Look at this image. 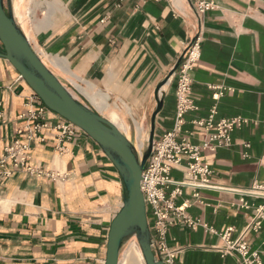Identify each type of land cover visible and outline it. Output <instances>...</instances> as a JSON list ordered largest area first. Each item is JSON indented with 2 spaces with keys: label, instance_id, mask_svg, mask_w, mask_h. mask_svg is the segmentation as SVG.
Segmentation results:
<instances>
[{
  "label": "crops",
  "instance_id": "1",
  "mask_svg": "<svg viewBox=\"0 0 264 264\" xmlns=\"http://www.w3.org/2000/svg\"><path fill=\"white\" fill-rule=\"evenodd\" d=\"M208 1L215 8L202 16L191 0L12 5L32 48L75 98L121 131L134 126L141 139L147 130L146 141L159 103L155 138L172 129L173 71L200 36L201 59L191 74L195 109L186 114L179 141L199 147L208 142L215 130L197 122L209 119L212 110L215 124L231 118L243 124L232 133L231 146L202 148L210 186L181 187L173 202L183 211L171 213L166 239L171 249L181 250L178 264H242L238 252H225L222 235L231 228V240L247 242L264 264V220L254 228L264 207V0ZM34 93L0 57V156L28 124L21 116L36 108ZM47 117L44 141L31 142L30 166L37 171L15 172L0 183V264H105L108 234L125 199L123 180L84 132L60 152L54 127L62 120L51 112ZM187 166L184 159L171 171L175 182L184 180ZM149 224L156 235L150 216Z\"/></svg>",
  "mask_w": 264,
  "mask_h": 264
},
{
  "label": "built area",
  "instance_id": "2",
  "mask_svg": "<svg viewBox=\"0 0 264 264\" xmlns=\"http://www.w3.org/2000/svg\"><path fill=\"white\" fill-rule=\"evenodd\" d=\"M191 3L198 16H202L215 8V5L208 0H191ZM200 59L201 38L197 35L189 42L176 70V111L173 127L162 136L155 138L151 155L142 175L141 187L145 197L148 222L150 216L154 220L156 228V235H152L153 250L157 260L163 261L164 264H178L177 256L181 252V250L171 249L166 239L171 213L183 211V207L175 208L173 202L175 196L180 194L183 186H210L207 178L211 174V170L201 160L202 148L214 151L222 146H231L232 133L243 124L241 118L223 119L215 124L213 122L215 110H212L209 119L197 122L207 131L215 130L208 142L199 147L185 140L179 141V136L185 125V116L195 109L191 99L193 85L191 74L195 64ZM220 95H222L221 92L216 93L214 97L218 99ZM33 98L36 108L21 116V118L28 120V124L18 130L15 139L4 148L3 154L0 156V183L8 180L15 172L33 173L37 171L30 166L31 142L44 141L42 131L50 128L47 114L49 112L55 113L47 108L36 93H34ZM55 115L62 120L54 128L58 133L59 151L63 153L66 149L65 142L71 140L77 132L83 131L59 115ZM137 151L142 157L143 154L138 149ZM184 159L188 161L186 176L182 182H175L171 177V171L180 166ZM11 166L12 168H10ZM50 177L54 178L55 175L50 174ZM173 185L177 186L176 189L168 194ZM258 189L262 188L259 187ZM258 218L259 220L254 227L256 230L261 228L262 220H264V207L259 208ZM186 221L190 226L196 225L189 219ZM232 230L229 228L222 235L226 244L225 252H238L242 258V264H263L259 253L252 251L247 242L231 240Z\"/></svg>",
  "mask_w": 264,
  "mask_h": 264
},
{
  "label": "water",
  "instance_id": "3",
  "mask_svg": "<svg viewBox=\"0 0 264 264\" xmlns=\"http://www.w3.org/2000/svg\"><path fill=\"white\" fill-rule=\"evenodd\" d=\"M0 57L8 60L49 110L69 121L95 141L118 170L126 191L123 205L111 225L105 264H120L125 243L136 237L146 264H164L153 250L145 197L141 182L155 140L152 116L148 148L141 157L136 146L110 120L78 101L44 64L17 22L12 0H0ZM181 58L174 68L178 69Z\"/></svg>",
  "mask_w": 264,
  "mask_h": 264
},
{
  "label": "rangeland",
  "instance_id": "4",
  "mask_svg": "<svg viewBox=\"0 0 264 264\" xmlns=\"http://www.w3.org/2000/svg\"><path fill=\"white\" fill-rule=\"evenodd\" d=\"M40 15H41V12H40ZM29 21V20H27ZM73 93V91H71ZM73 95L76 97L75 93H73ZM125 136L127 134V136L129 137V139H131L135 145H136V148L140 151L141 154H144L145 153V150L148 148V141H146V137H147V130H144L142 132V138L140 139L139 136H138V131L136 130V128L133 126V129L130 130L128 133L125 132V131H121ZM126 133V134H125ZM126 136V137H127ZM141 141V142H140ZM133 238L129 239L125 245L123 246L122 250H121V255H120V264H129V261H127V255H128V252L135 248L138 253H139V247H138V242H137V239H135V241L132 240ZM141 249V248H140ZM139 258H140V261H139V264H146L144 259L141 258V255L139 253Z\"/></svg>",
  "mask_w": 264,
  "mask_h": 264
},
{
  "label": "bare ground",
  "instance_id": "5",
  "mask_svg": "<svg viewBox=\"0 0 264 264\" xmlns=\"http://www.w3.org/2000/svg\"><path fill=\"white\" fill-rule=\"evenodd\" d=\"M15 9H16V4H15ZM16 14H17V11H16ZM136 237H133V241H135ZM139 247V253L141 255V258H143V254H142V251L140 249V246L138 245ZM139 253L138 251L133 248L131 249L129 252H128V255H127V261H129V264H139V261H140V258H139ZM144 259V258H143Z\"/></svg>",
  "mask_w": 264,
  "mask_h": 264
},
{
  "label": "trees",
  "instance_id": "6",
  "mask_svg": "<svg viewBox=\"0 0 264 264\" xmlns=\"http://www.w3.org/2000/svg\"><path fill=\"white\" fill-rule=\"evenodd\" d=\"M125 197H126V194H125Z\"/></svg>",
  "mask_w": 264,
  "mask_h": 264
}]
</instances>
